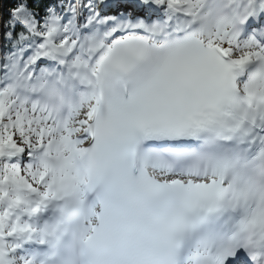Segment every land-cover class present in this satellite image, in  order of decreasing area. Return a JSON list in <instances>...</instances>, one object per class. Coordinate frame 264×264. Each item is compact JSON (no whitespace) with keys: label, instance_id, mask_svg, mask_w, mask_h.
<instances>
[{"label":"snow or ice","instance_id":"snow-or-ice-1","mask_svg":"<svg viewBox=\"0 0 264 264\" xmlns=\"http://www.w3.org/2000/svg\"><path fill=\"white\" fill-rule=\"evenodd\" d=\"M0 0V264H264V0Z\"/></svg>","mask_w":264,"mask_h":264},{"label":"trees","instance_id":"trees-1","mask_svg":"<svg viewBox=\"0 0 264 264\" xmlns=\"http://www.w3.org/2000/svg\"><path fill=\"white\" fill-rule=\"evenodd\" d=\"M3 6H4L5 8H9V7H11L12 5H11V3L8 2V0H3Z\"/></svg>","mask_w":264,"mask_h":264}]
</instances>
